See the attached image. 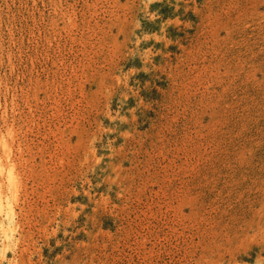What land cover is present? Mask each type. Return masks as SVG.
<instances>
[{"label": "rangeland", "instance_id": "1", "mask_svg": "<svg viewBox=\"0 0 264 264\" xmlns=\"http://www.w3.org/2000/svg\"><path fill=\"white\" fill-rule=\"evenodd\" d=\"M0 186V264H264V0H0Z\"/></svg>", "mask_w": 264, "mask_h": 264}, {"label": "bare ground", "instance_id": "2", "mask_svg": "<svg viewBox=\"0 0 264 264\" xmlns=\"http://www.w3.org/2000/svg\"><path fill=\"white\" fill-rule=\"evenodd\" d=\"M7 148H8V147H7ZM5 149H6V148H5ZM6 152L8 153V151H6ZM7 153H6V154H7ZM5 156H6V155H5ZM11 168H12V167H9V168H8L10 172H11V170H12ZM2 173H3V170H2ZM10 174H11V173H10ZM11 175H12V174H11ZM11 175H10V176H11ZM13 180H14V178H13ZM13 180H12V181H13ZM2 185H3V184H2ZM11 186L14 187L12 184H11ZM1 187H2V186H0V188H1ZM0 193H1V191H0ZM4 194H5V193H4ZM2 199H3V198L0 196V211L2 210V208L5 207V206L3 207V200H2ZM11 206H12V205H11ZM7 208H8V207H7ZM7 211H8V210H7ZM12 211H13V210H12ZM8 216H9V215H8ZM12 217H13V216H12ZM3 220H4V219H3ZM11 222H12V221H11ZM11 222H10V223H11ZM0 226H1V225H0ZM2 226H3V225H2ZM8 226H9V225H8ZM8 226H7V227H8ZM2 228H3V227H2ZM6 229H7V228H6ZM8 230H9V229H8ZM2 231H3V230H2ZM4 231H5V230H4ZM3 234H4V233H3ZM9 234H10V232H9ZM6 235H7V234H6ZM7 236H8V235H7Z\"/></svg>", "mask_w": 264, "mask_h": 264}]
</instances>
